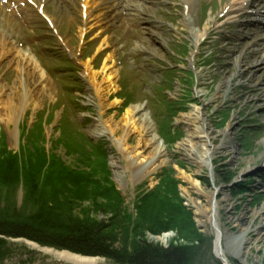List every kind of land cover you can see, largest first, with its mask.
I'll list each match as a JSON object with an SVG mask.
<instances>
[{
  "label": "rangeland",
  "instance_id": "obj_1",
  "mask_svg": "<svg viewBox=\"0 0 264 264\" xmlns=\"http://www.w3.org/2000/svg\"><path fill=\"white\" fill-rule=\"evenodd\" d=\"M31 1L21 11L6 8L15 34L6 36L7 47L0 45V84L20 85L25 78L31 88L29 95L16 91L0 96V264H77L56 259L44 248L95 257L94 264H134L127 262L128 254L143 243L186 248V264H222L214 249L217 230L249 226L246 236H254L251 228L257 218L249 214L264 201V65L255 72L256 80H247L252 48L264 57L261 26H253L247 21L252 15L242 13H233L236 17L222 24L228 0H190L192 28H201L215 15L207 34L195 44L182 25L185 7L180 0H146V8L119 18L106 1V8L104 2L94 11L89 8L87 17L82 10L88 0H74L75 8L67 10L61 9L67 6L62 0ZM62 36L77 47L78 58L61 45ZM25 48L32 55L45 54L39 68L52 67L54 73H43L42 68L38 76L40 71L31 73L30 65L28 77L18 78L14 61ZM237 56L241 73L243 68L246 72L232 75L238 71ZM87 60L94 71H100L104 61L111 69H121L114 90L105 94L102 118L100 109L86 101L94 96L84 75ZM102 75L97 72L98 82ZM227 77L233 78L230 86L222 84ZM218 86L231 88L220 97ZM128 102L141 103L157 135L169 140L153 171L154 164H132L150 157L148 143L138 159L122 162L120 150L131 153L136 133L128 135L125 145L117 141L121 130L114 140L90 135L94 123L102 126L109 117L119 121ZM197 108L206 113L214 145L223 136L225 142L232 140L236 151L231 161L226 153L211 162L205 151L204 161L189 159L192 144L187 141L200 127L190 120ZM226 131L229 134H221ZM115 172L123 181L115 179ZM192 172L198 174L196 184L187 177ZM199 211L206 214L201 218L206 226L199 224ZM67 221L96 228L110 255L83 254L29 235L50 239L45 235L64 233L61 225ZM249 243L240 259L225 254L230 264H264V235Z\"/></svg>",
  "mask_w": 264,
  "mask_h": 264
},
{
  "label": "bare ground",
  "instance_id": "obj_2",
  "mask_svg": "<svg viewBox=\"0 0 264 264\" xmlns=\"http://www.w3.org/2000/svg\"><path fill=\"white\" fill-rule=\"evenodd\" d=\"M62 1H64V3L67 4V6H66V8H64V7L61 8V6H60L61 9L67 10V8L69 6H72V8H75L74 0H62ZM105 1L108 2V4L110 2L109 0H88V4L86 5V3H85V5H83L82 14L83 15L86 14L85 16L87 17V15H89V12H90V14L92 13L91 10L94 11L95 8H99L98 5L101 2H104L102 7L106 8ZM180 1L184 5V7L186 8V9L184 8V12H183L182 25L188 31L189 37L192 40H194V43L198 44L197 42H199V40H201L207 34V31L209 29V21L211 19L213 20L215 15L213 17H209L208 20L204 23V25L201 28H199V29L192 28L191 25H192L193 16H192V13L190 11H192V5L193 4H192V2H190V0H180ZM247 2H248L247 0H228V2L226 3L227 4V8H226L227 12L224 15L225 17L222 19L223 20L222 24H223V22L229 23L232 18L236 17L233 14V12H235V11L237 12V11H240L242 9H245V8H247V6L248 7L249 6L254 7L252 1L251 2L249 1L248 4H247ZM260 2H262V1H260ZM116 5L120 6V7H127L129 5L130 8H133L134 10H135L134 7L140 8V10H143L144 8L147 7V6L144 7L142 2H137L136 4L135 3L133 4V1H129V4H128L126 2V0H116L115 4H112V6H116ZM89 8L90 9L92 8V9L88 12ZM1 9H2V7H0V10ZM253 13H255L256 15H259V16H264V4H260L258 6V9H255L253 11ZM5 19H6L5 16L0 14V45L4 46V48L6 45L9 44L7 37H6V33H10V31H8V28H7V26L10 25V23L8 21H5ZM50 21L53 23L54 19H52ZM100 21H101V19H100ZM248 21L253 23V26L255 24H257V25H261V27L264 28V25H263L264 23H262L258 17H252ZM220 22L221 21H219V23ZM249 22L245 23V25H250ZM4 23L6 25H3ZM100 24H102V23H100ZM240 25H242V22H240L239 26ZM263 31L264 30L262 29L261 31L258 32V35L260 37H263V35H261V32H263ZM240 32L244 33L243 27L241 28ZM228 37L229 36H227V38ZM89 40H91V39H89ZM59 41L61 42V45L64 48H66L67 52L69 53V55L72 58H74V59L78 58L79 54L76 53L77 47L76 46L73 47V45L70 43L69 39H66L64 36H62V37H60ZM91 41H95V40H91ZM103 42L107 44L106 41H103ZM251 44L253 45V47L258 46V42H251ZM251 44H250V46H252ZM257 49L252 48V50H251L252 53L249 57L250 64L247 66L251 69V71H250L251 73L249 75L250 77L247 80H256V78H255L256 73L255 72L258 71L260 68H262V66L264 65V57L262 58L261 56H258L259 55L258 54L259 49L258 50ZM25 51L24 52L21 50L17 51V54H18L17 58L19 56H20V58L17 61H14V63L17 66L16 69L18 72L17 73L18 78H19V74L21 76H27L28 77V74H30V73H26V70L29 68L27 66H30V65H31V69H32L31 73L35 74L36 71H40V72H38V76H41L42 72L44 73V71H42V69L39 68L40 67L39 64H37L33 61H30V58L32 56L27 52V50H25ZM256 51H258V52H256ZM6 52H9V49H7L5 52H3V54H6ZM193 53H194V51H191V54H190L191 58L193 57ZM263 54H264V52H263ZM107 58H109V56ZM235 58H236L235 59V68L238 69V71H235V72L232 71V75H234L235 73L243 74V72H246V71H244L246 68H243V71L241 73V68H240L241 64L239 66V63H240L239 58H241V56H237ZM32 59H33V57H32ZM106 59H105V61H106ZM10 60L12 61V59H10ZM105 61L103 62L102 66L100 68V71H94V69H92V65H91V62L89 60L83 62V67L85 69L84 75L87 77L86 82L89 85V89H91L93 91L91 93V95H94L93 97H88V99H86V101H87V103H89V102L93 103L97 108L100 109L101 118L103 116L102 102L105 99V94L107 93L108 90H112V91L114 90V87H115V84H114L115 81L114 80L117 79V74L121 70V69H111V66L106 65ZM97 72H101L103 74L102 79H101L102 82L97 81ZM21 81L24 83H20V85L19 84L16 85L13 82L8 87L5 86L6 84H0V96H2L4 94L6 96H8V95L16 93V91L20 92L21 94L25 93L26 95L27 94L29 95L31 93V88L30 89L28 88L26 79L23 78ZM232 81H233V78L227 77L224 79L222 84L230 86V84H232ZM104 82H106V84L102 85ZM35 87L36 86L34 85L33 88H35ZM230 88L231 87H229V89ZM228 90H224V89L220 88V86H218L216 92H218V95L220 97H223ZM203 95L204 94H201L199 96V98L202 97ZM240 97L243 98L244 95H241ZM199 98H197V99H199ZM236 99H238V97ZM93 100H95V102H93ZM114 101H117V99L114 98L113 102ZM200 101H202V100L200 99ZM235 101H237V100H235ZM20 106H21L20 109L23 110V107H25V103H23ZM143 110L144 109H143V106L141 103H130V102H128L122 111L121 117L118 118L119 121L114 122L113 118L109 117L108 119H106V121H104L102 126H100L97 123H94V125H92V127L90 128V135L94 138H105V139H109V140H114L113 138L117 134V131L121 130L122 137H119L117 141L119 143L121 142V145H125L126 140L128 138V135L131 132L136 133V137L134 140L136 145L133 149L134 151L132 150V151H130L131 153H129L127 149H125L124 151L120 150V152L122 153V157H123L122 162L124 163V160L126 161L128 159L132 160V159H134V157L137 158V154L141 153L140 149L144 148L146 143H148V144L152 145V150H153L150 157L148 159L142 161V162L138 158H137L138 162H135V161H133V162L131 161V162H132V164H136V163L141 164L140 167H150L152 164H154L156 159H158L160 156H164V153H165V146L164 145H166V143H168L169 140L166 141L161 136L159 137L157 135L158 131L156 133V130H154L152 123H149L146 120V115L144 114ZM4 120H3V122L7 125V121L6 120L4 121ZM190 120L198 122L200 124V127L197 128V130L192 132L189 141L186 140L188 143L192 144V147L190 149V153H191L190 155L192 157H190L189 159H191L194 162H198V159H200L199 162L202 160L204 161L207 158L203 157L201 153L205 151V153H208L207 157L209 160H211V162L216 157V155L224 156V155H226V153H228V155L230 156V161H231L233 154L236 151L232 140H231V143H230V140H229V142H227V141L225 142L224 136H223L222 141L219 144L214 145L213 140H214L215 136H213L212 133L209 132V129H207V124H206L207 121H206L205 111L201 110L200 108H197V111L195 112V114H191ZM0 122H1V116H0ZM229 125L230 124H228V126ZM227 133L229 134V131H226L225 133H221V134L226 135ZM176 136H177V134H175V137ZM193 139H195V140H193ZM262 142L264 144L263 139H262ZM186 145H188V144H186ZM182 146H184V145H182ZM183 151H185V150L183 149ZM129 163H128V168L130 166ZM262 165L264 166V163H262ZM115 167L117 169H120L121 173L126 171L125 167H123V166L120 167V166L115 165ZM156 168L157 167H155V164H154V167L151 168V171H153ZM148 171H150V169L147 170V172ZM196 175H198V174L195 172H192L187 177L189 179L191 178L190 180H192V183L196 184L197 182L193 180V178H196ZM114 177L117 181H123L122 180L123 177L118 172L114 173ZM199 195H201V194H199ZM207 197L209 198V197H211V195H208ZM217 204H220V202L218 201L217 203H215L212 206L215 208V207H217ZM198 214L200 215V218L198 219L199 224L206 226V222L202 220L203 219L202 217H206V214L203 213L202 211H199ZM249 215H253V219H254V217L257 218V225L253 226V228H251V227L250 228H251L252 234H254V236H251L252 239L258 240L264 235V201L258 208L253 210ZM242 217H243V215L241 216L240 219H242ZM246 227L248 228L249 226H245V227L239 226L236 231H230V230H227L226 228H224L223 230H219V229L217 230L216 235H215V239H214V249H215L218 257L221 259L222 264H230L228 261L229 259H228L227 255H225L226 253L230 252L234 256H236L237 258L240 259V258H242V255L246 251V249H245L246 245L248 247H251L249 241L252 239H251L250 235L246 236L247 232H249V228L247 231ZM32 245L37 246L35 244H32ZM249 249H248V251H249ZM43 251L53 253V256L56 259H60L63 261H68V262H74L77 264H94L96 262L95 257H85L82 255L70 253L68 251H55V250H52L50 248H44Z\"/></svg>",
  "mask_w": 264,
  "mask_h": 264
},
{
  "label": "trees",
  "instance_id": "obj_3",
  "mask_svg": "<svg viewBox=\"0 0 264 264\" xmlns=\"http://www.w3.org/2000/svg\"><path fill=\"white\" fill-rule=\"evenodd\" d=\"M58 214L60 215V213ZM67 222L68 224L61 225V230L64 233L45 235L50 239L40 238L39 236H43V234L37 236L36 234L29 233V235L37 241H46L54 246H67L83 254H101L106 257L110 255L108 244H105V237L96 228L92 226H79L77 223H70V221ZM2 224L0 223V225ZM185 251L186 248L182 247L163 249L143 243L134 247L132 253L128 254V261H126L134 264H186Z\"/></svg>",
  "mask_w": 264,
  "mask_h": 264
}]
</instances>
